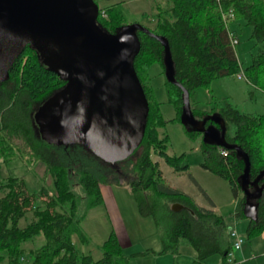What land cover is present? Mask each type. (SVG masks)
I'll return each instance as SVG.
<instances>
[{
    "label": "trees",
    "instance_id": "16d2710c",
    "mask_svg": "<svg viewBox=\"0 0 264 264\" xmlns=\"http://www.w3.org/2000/svg\"><path fill=\"white\" fill-rule=\"evenodd\" d=\"M165 1L167 5L158 3L156 6L154 25L146 26L168 40L178 84L166 76L163 43L138 30L140 50L134 65L149 101V113L142 141L132 153L136 158L128 169L123 170L129 171L128 184L139 213L154 220L162 242L160 254H177L183 245H190L194 263L219 255L220 264H229L228 253L233 241L224 216L201 206L184 190L167 184L159 161L152 158V154L159 155L175 171H190L186 153L177 155L167 151L169 135L160 128L168 120L162 113L161 101L154 96L149 68L154 63L161 66L168 100L177 112L171 120H179L191 138L201 136L199 148L203 158L200 165L226 179L237 196L246 165L244 157L236 149L204 138L201 131L181 120L182 94L183 88L189 91L196 118L214 113L222 116L226 124L225 138L248 154L251 160L249 178L254 180L264 170V113L244 112L228 99L214 95L209 108L198 107L192 102V92L198 87L210 86L214 79L241 72L264 89V0ZM228 7L234 9L235 19L241 20L243 28L249 27V39L258 47L245 66L231 41L232 31L222 17V9ZM100 10L104 12H99L95 23L105 32L114 34L127 24L121 1ZM65 85L62 76L44 63L37 48L31 44L15 60L8 78L0 81V161L19 158L29 165L43 162L54 187L50 192L42 185L38 191L31 192L24 177L8 175L0 179V264H130L132 256H145L152 251L146 249L128 254L114 229L100 245L99 257L91 252H81L74 241L75 234L80 242L89 243L82 221L89 209L103 202L102 185H121L124 181L117 173L80 167L77 182L82 191L73 188L72 162L57 142L43 136L36 118L40 105ZM207 125L219 128L211 120ZM190 177L201 188L191 174ZM263 182L264 177L259 180V185ZM249 189L254 190V186L251 184ZM246 200L243 193L236 204L235 216L249 220L245 238L250 239L264 230V188L258 197L251 199L258 204L256 218L244 213ZM174 203H180L182 207L173 209ZM23 220L25 224L22 225ZM40 235L44 238L40 245L24 246L25 241Z\"/></svg>",
    "mask_w": 264,
    "mask_h": 264
},
{
    "label": "water",
    "instance_id": "95a60500",
    "mask_svg": "<svg viewBox=\"0 0 264 264\" xmlns=\"http://www.w3.org/2000/svg\"><path fill=\"white\" fill-rule=\"evenodd\" d=\"M99 12L96 0H0V81L8 78L13 63L29 44L36 48L56 45L78 50L84 61L78 77L86 78L93 85L100 96L98 104L64 111L52 109L43 126L37 117L45 102L36 113L37 121L50 141L75 139L104 159L122 160L141 143L149 113V101L134 65L140 50L138 30L163 43L166 76L169 81L178 82L170 46L164 36L138 22L127 23L118 32L109 34L95 23ZM182 98L183 122L201 131L204 138L236 149L244 157L246 165L241 177V190L247 196L244 213L256 218L258 204L251 199L258 197L264 188V182L259 185L264 170L251 180L250 157L237 144L227 142L222 116L214 113L198 119L193 114L186 88H183ZM209 120L219 128L207 125ZM251 184L254 190L249 189ZM180 207V203L172 205L173 209Z\"/></svg>",
    "mask_w": 264,
    "mask_h": 264
},
{
    "label": "rangeland",
    "instance_id": "374dc122",
    "mask_svg": "<svg viewBox=\"0 0 264 264\" xmlns=\"http://www.w3.org/2000/svg\"><path fill=\"white\" fill-rule=\"evenodd\" d=\"M120 1L122 2V9L127 18V23L138 22L149 26H153L155 23L154 14L157 4L167 5L165 0H98V4L101 8L105 5ZM100 11L104 12V10ZM246 28H244L242 36L239 38V44L236 45L237 54L243 66L250 62L251 54L258 49L254 41L249 39V33L246 34L247 31L249 32V27L247 31ZM46 57L47 61L50 60L48 55ZM149 73L152 78L151 84L154 88V96L161 101L162 113L164 118L168 120L166 125L160 128L161 131L164 130L169 135L167 151L170 154L177 155L186 153L185 160L191 165L190 171L184 172L183 175L177 174L174 177L171 175L173 170L172 166L163 157L152 154V158L159 161L165 182L172 186H175V183L181 185L182 190L188 191L198 200L203 198L209 206L210 202L201 189L206 187L208 191L216 195L219 200L220 211L229 219L236 209V206L234 207L231 202L235 198V195L229 182L208 170V173H205L201 169L203 168L200 165L203 158L199 148L201 136L191 138L186 133L185 126L179 120H171L177 116V112L174 104L168 100V87L164 83L165 77L161 73L160 64H152L149 68ZM212 95L222 99H228L244 112L252 114L264 113V89L249 81L245 75L239 76V73L227 75L214 79L208 87L201 86L196 88L192 92V102L195 106L209 108ZM37 124L43 136L46 137L43 127H41L38 121ZM57 143L63 148L65 156L72 162L70 174L73 181V188L76 191H82L81 185L77 182L80 167L117 173L122 176L124 181L121 185H102L105 200L101 204L89 209L87 216L82 221V228L89 237V243H82L77 235L74 234L73 236L79 250L85 253L91 252L95 257H99L101 255L100 245L106 239L111 229H113L114 223L116 226L118 225L122 228L123 222L120 216L122 213H125L127 217L130 215L131 224H128V228L129 232H132L130 234L132 240L130 243L125 244V251L131 254L146 250L148 247H153L159 251L162 248V242L154 220L151 216H142L139 213L136 199L128 184L127 176L129 171L123 170L128 169L129 165L133 163L136 158L135 153L131 154L127 160H110L100 157L91 148L82 145L75 139H61ZM45 169L46 165L40 161L35 165H29L26 161L19 158L0 161V179L8 175L21 176L25 178L28 189L31 192L38 191L42 185L46 186L52 192L54 190L52 177L45 172ZM190 174L194 178L196 176V180L197 178L200 179L202 182V186L199 184L201 188L190 177ZM1 195L2 193L0 192ZM239 219L233 226L236 231L246 235L247 218ZM23 224H25L24 220L22 221ZM43 241L44 238L40 235L25 241L24 246L28 248L36 247ZM123 241L125 243L128 239L123 237ZM191 250L193 249L190 245H183L182 251L179 254L163 253L159 254L160 257L157 258H154L153 255L132 256L130 264H199L193 262L194 258L191 255Z\"/></svg>",
    "mask_w": 264,
    "mask_h": 264
},
{
    "label": "flooded vegetation",
    "instance_id": "af4514ba",
    "mask_svg": "<svg viewBox=\"0 0 264 264\" xmlns=\"http://www.w3.org/2000/svg\"><path fill=\"white\" fill-rule=\"evenodd\" d=\"M37 51L44 63L52 67L66 81L65 87L56 96L52 99L50 98L51 100L48 99V102L45 101L46 104L39 113V117H37L43 126L52 109L56 108L64 111L68 109L73 110L80 106L95 107L98 104L100 96L93 85L86 78L80 79L78 77L81 73L80 71H82L80 64H84L78 50L71 49L70 47L48 45L37 48ZM46 55L50 57V60L47 61ZM70 73H74L77 77H73ZM44 129L46 131L45 127Z\"/></svg>",
    "mask_w": 264,
    "mask_h": 264
},
{
    "label": "crops",
    "instance_id": "0c3cea01",
    "mask_svg": "<svg viewBox=\"0 0 264 264\" xmlns=\"http://www.w3.org/2000/svg\"><path fill=\"white\" fill-rule=\"evenodd\" d=\"M241 20H237V19H235V21L234 22H231V24H230V27H229V29L234 33V34H236V36L238 37V38H240L241 36H242V33L241 32H243L242 31V25H241V22H240ZM246 28V27H245ZM248 28V27H247ZM246 28V29H247ZM243 30H244V28H243ZM247 31V30H246ZM249 32H250V29H249ZM248 31H247V33L246 34H248L249 33ZM240 40V39H239ZM191 166V165H190ZM173 169V168H172ZM201 169H203V171H205V173H208V171L206 170V169H204V168H201ZM163 171V170H162ZM183 171H175L174 169L172 170V172H171V175L172 176H174V177H176V175L177 174H180V175H183ZM194 174V173H193ZM181 177V176H180ZM211 177V179H213L212 178V176H210ZM195 178H196V176H195ZM198 180V181H197ZM197 182L199 183V184H201V186H202V182L200 181V179L199 178H197ZM216 182H218V181H216ZM218 184V183H217ZM181 185H177V183H175V187H178V188H181L182 189V186L180 187ZM203 189L206 191V193L208 194V196L211 198V200L214 202V204L213 205H209L208 206V204L206 203V201H204L203 200V198H201V199H196L192 194H190L188 191H185V192H187V193H189L201 206H204V207H208V208H212V209H214L217 213H219V214H221V215H223L224 216V214L220 211V204H219V200H218V198L216 197V195L213 193V192H211V191H208L207 189H206V187L204 188L203 187ZM103 191V190H102ZM104 193V192H103ZM104 195V194H103ZM243 195V192H239L238 193V195L237 196H234L235 198L234 199H232V203H233V205H234V207L236 206V204H237V202H238V199L241 197ZM104 200H105V196H104ZM120 218H121V220H122V224H123V226H122V228L120 227V226H116V224L114 223V225H113V229L117 232V234H118V236H119V239H120V241H121V243H122V245L123 246H125V244H127V243H130L131 242V240H132V238H131V231L129 232V228H128V224H131L130 223V215L127 217L126 215H125V213H122L121 214V216H120ZM224 218H225V220L227 221V223H228V225H229V227L231 228V229H235L234 228V224L236 223V221H238V220H240L239 218H237L236 216H235V212H233L232 213V215L230 216V218L228 219V218H226L225 216H224ZM247 220V224L246 225H248V219H246ZM236 230V229H235ZM240 234H242V233H240ZM243 236H245V234H242ZM123 237L124 238H127L128 239V241H126L125 243H124V241H123ZM148 249H151L152 251H150V253H148L147 255H145V256H149V255H153V257L154 258H157V257H160L159 256V251L158 250H156L155 248H153V247H148ZM193 249V248H192ZM181 251H182V247H181V250H180V253H181ZM179 254V253H178ZM191 255L193 256V258H194V251L193 250H191ZM248 258H252L253 259V261L251 262V263H248V264H264V230H263V232L261 233V234H259V235H257V236H254V237H252V238H250V239H247V238H245V241H244V243L242 244V247L239 249V250H237L236 252H235V255H234V258H233V260L229 263V264H243L242 263V261L243 260H246V259H248ZM220 262H221V257L219 256V255H214V256H211L210 258H208L207 260H205V261H203V262H201V263H199V264H220Z\"/></svg>",
    "mask_w": 264,
    "mask_h": 264
},
{
    "label": "built area",
    "instance_id": "2783aa9c",
    "mask_svg": "<svg viewBox=\"0 0 264 264\" xmlns=\"http://www.w3.org/2000/svg\"><path fill=\"white\" fill-rule=\"evenodd\" d=\"M222 17L224 19V22L226 23V25L228 27H230V24L233 20H235V11L232 7H228L222 10ZM231 41L233 43V45H237L239 44L240 40L239 38L234 35V33H231ZM244 74L241 72L239 73V76H243ZM225 152V151H224ZM232 241H233V246L231 248V250L228 253V262L230 263L235 255V252L237 250H239L242 247V244L245 241V236H243L242 234H240L238 231H236L235 229H231L230 232ZM253 261L252 258H248L246 260H243L242 263L243 264H248L251 263Z\"/></svg>",
    "mask_w": 264,
    "mask_h": 264
},
{
    "label": "bare ground",
    "instance_id": "6f19581e",
    "mask_svg": "<svg viewBox=\"0 0 264 264\" xmlns=\"http://www.w3.org/2000/svg\"><path fill=\"white\" fill-rule=\"evenodd\" d=\"M223 10V9H222Z\"/></svg>",
    "mask_w": 264,
    "mask_h": 264
}]
</instances>
